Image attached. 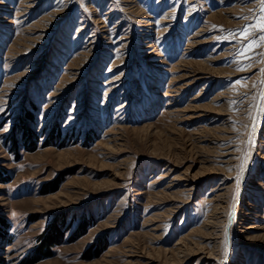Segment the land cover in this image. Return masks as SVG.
I'll return each mask as SVG.
<instances>
[{
  "label": "rangeland",
  "instance_id": "374dc122",
  "mask_svg": "<svg viewBox=\"0 0 264 264\" xmlns=\"http://www.w3.org/2000/svg\"><path fill=\"white\" fill-rule=\"evenodd\" d=\"M260 15L0 0V264H264Z\"/></svg>",
  "mask_w": 264,
  "mask_h": 264
},
{
  "label": "snow or ice",
  "instance_id": "6c2138e0",
  "mask_svg": "<svg viewBox=\"0 0 264 264\" xmlns=\"http://www.w3.org/2000/svg\"><path fill=\"white\" fill-rule=\"evenodd\" d=\"M257 2L260 6L261 15L255 18V24L245 26L239 31V35L242 39H248L249 37H251L250 42L244 48L241 49V55H245L254 50L255 48L264 46V0H257ZM239 70L242 71L244 69L240 68ZM260 83L264 85V80H261ZM261 97L264 98V92L261 93Z\"/></svg>",
  "mask_w": 264,
  "mask_h": 264
},
{
  "label": "bare ground",
  "instance_id": "6f19581e",
  "mask_svg": "<svg viewBox=\"0 0 264 264\" xmlns=\"http://www.w3.org/2000/svg\"><path fill=\"white\" fill-rule=\"evenodd\" d=\"M256 130H257V128H256Z\"/></svg>",
  "mask_w": 264,
  "mask_h": 264
},
{
  "label": "trees",
  "instance_id": "16d2710c",
  "mask_svg": "<svg viewBox=\"0 0 264 264\" xmlns=\"http://www.w3.org/2000/svg\"><path fill=\"white\" fill-rule=\"evenodd\" d=\"M1 221H3V220H1Z\"/></svg>",
  "mask_w": 264,
  "mask_h": 264
}]
</instances>
